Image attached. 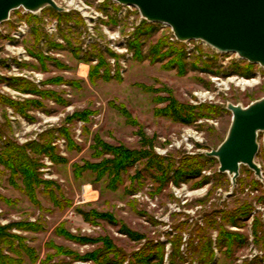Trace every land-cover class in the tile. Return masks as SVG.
<instances>
[{"label": "rangeland", "instance_id": "rangeland-1", "mask_svg": "<svg viewBox=\"0 0 264 264\" xmlns=\"http://www.w3.org/2000/svg\"><path fill=\"white\" fill-rule=\"evenodd\" d=\"M55 1L0 24V264H264V132L262 176L206 154L264 66L133 5Z\"/></svg>", "mask_w": 264, "mask_h": 264}, {"label": "water", "instance_id": "water-1", "mask_svg": "<svg viewBox=\"0 0 264 264\" xmlns=\"http://www.w3.org/2000/svg\"><path fill=\"white\" fill-rule=\"evenodd\" d=\"M136 6L150 22L171 26L180 41L202 40L222 52H236L240 57L264 66V0H114ZM46 6L64 10L55 0H0V24L13 9L23 7L40 11ZM232 122L217 149L206 151L218 158L222 173H229L235 183L242 165L258 176L256 162L264 132V98L247 106L228 103Z\"/></svg>", "mask_w": 264, "mask_h": 264}, {"label": "trees", "instance_id": "trees-1", "mask_svg": "<svg viewBox=\"0 0 264 264\" xmlns=\"http://www.w3.org/2000/svg\"><path fill=\"white\" fill-rule=\"evenodd\" d=\"M149 25V24H148ZM150 29H151V31L154 29V26L153 25H151L150 26ZM125 158V157H124ZM126 159L127 158H125V161H126ZM26 166V164H24V173H25V176L27 177V175H29V174H31V171L27 168V167H25ZM27 166H28V164H27ZM30 166V165H29Z\"/></svg>", "mask_w": 264, "mask_h": 264}, {"label": "bare ground", "instance_id": "bare-ground-1", "mask_svg": "<svg viewBox=\"0 0 264 264\" xmlns=\"http://www.w3.org/2000/svg\"><path fill=\"white\" fill-rule=\"evenodd\" d=\"M246 82H247V81H246ZM246 82H245V83H246Z\"/></svg>", "mask_w": 264, "mask_h": 264}]
</instances>
